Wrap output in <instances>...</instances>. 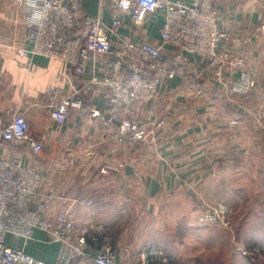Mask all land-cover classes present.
I'll list each match as a JSON object with an SVG mask.
<instances>
[{
	"label": "crops",
	"instance_id": "1",
	"mask_svg": "<svg viewBox=\"0 0 264 264\" xmlns=\"http://www.w3.org/2000/svg\"><path fill=\"white\" fill-rule=\"evenodd\" d=\"M175 1L191 4L197 0ZM212 3L218 9L220 27L229 32L233 51L244 58L242 69L256 80V88L247 94H229L228 88L239 76L237 71L227 73L223 82L212 71L200 80H192L187 74L167 80L158 99L142 108V121L161 116L166 124L156 130L152 149L141 152L139 145L117 146L116 125L106 126L102 118H89L91 109L103 114L108 111L104 88L94 92L83 88L91 68L69 80L61 76L62 66L55 60L17 55L16 47L24 41L22 12L14 0H0V130L11 121L13 111H20L30 123V136L44 145L39 152L26 142L18 147L6 145L0 149V156L19 158L41 172L40 194L34 205L49 193H55L50 206L54 213L69 198L93 200L91 207L78 208L74 218L77 222L85 218L92 221L88 237L92 249L104 239L114 242L118 247L116 264H158L160 258L152 251L163 254L161 247H172L176 204L186 215L191 201L206 191L209 183L234 180L239 168L253 163L243 160L241 152L247 147L240 144L241 136L250 139L264 134V116H260L261 121L257 117V104L264 103V0ZM116 13L111 0H82L84 16L99 15L109 25ZM119 14L124 18L117 30L119 37L160 43V13L151 14L140 30L129 14ZM112 41L120 45L115 36ZM50 85L57 86L58 99L70 95L73 85L81 88L85 113H73L64 125L55 122L48 107ZM130 217L136 232L129 237ZM17 244L23 247L22 240ZM24 250L51 264H66L69 254L42 232H37Z\"/></svg>",
	"mask_w": 264,
	"mask_h": 264
},
{
	"label": "built area",
	"instance_id": "2",
	"mask_svg": "<svg viewBox=\"0 0 264 264\" xmlns=\"http://www.w3.org/2000/svg\"><path fill=\"white\" fill-rule=\"evenodd\" d=\"M22 12L24 41L16 47L22 58L43 57L59 62L61 76L71 79L91 68L84 81L87 92L106 90L108 111L89 110V118H102L106 126L116 125L114 142L117 146L140 147L146 152L153 147L156 130L166 124L161 116L140 119L145 104L155 102L161 85L179 74L200 80L209 71L223 82L227 73L239 76L227 90L229 94H247L257 85L252 75L243 70L244 58L233 51L229 32L219 24V12L212 0H197L186 4L175 0H111L117 13L110 24L101 16H84L82 0H14ZM120 13L129 14L135 28L140 30L151 14L160 13V43L132 41L119 37L117 30L124 24ZM119 39L115 45L112 37ZM56 85L48 87V107L51 118L60 125L67 123L73 113H85L81 88L72 86L71 94L57 98ZM30 123L24 113L13 111L11 121L0 130V149L27 143L34 152L44 145L30 136ZM45 137V134H44ZM42 174L19 158L0 156V264H51L24 250L37 232L48 241L59 243L68 250L66 264H116V249L111 239H104L96 249L88 237L92 228L90 218L77 222L75 211L91 207L93 200L85 197L67 199L58 212L50 211L55 193H49L34 205L40 194ZM229 209L219 204L204 211L200 221L218 222L229 226ZM8 236L13 242H8ZM18 240L23 241L19 247ZM158 264H172L161 252ZM142 264H151L144 261Z\"/></svg>",
	"mask_w": 264,
	"mask_h": 264
},
{
	"label": "rangeland",
	"instance_id": "3",
	"mask_svg": "<svg viewBox=\"0 0 264 264\" xmlns=\"http://www.w3.org/2000/svg\"><path fill=\"white\" fill-rule=\"evenodd\" d=\"M257 105L259 120L264 116V103ZM261 123L264 127V119ZM241 139L240 144L247 147L241 152L243 160L253 163L239 168V174L232 177L234 180L209 183L206 191L201 189L203 194L191 201L186 215L176 204L172 214V247H161L172 264H264V134ZM219 204L230 211L229 226L200 221L204 211ZM127 222L130 237L136 232L132 230L135 221L130 217ZM7 239L13 242L14 238Z\"/></svg>",
	"mask_w": 264,
	"mask_h": 264
}]
</instances>
